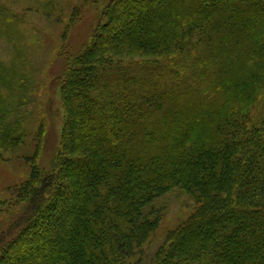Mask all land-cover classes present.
Here are the masks:
<instances>
[{"label":"trees","instance_id":"trees-1","mask_svg":"<svg viewBox=\"0 0 264 264\" xmlns=\"http://www.w3.org/2000/svg\"><path fill=\"white\" fill-rule=\"evenodd\" d=\"M83 1L64 44L85 5L101 15L82 52L62 51L49 172L46 120L26 121L24 75L0 62V163L29 166L0 200L21 208L0 264H142L147 209L175 189L196 209L152 264H264V0ZM43 5L60 18V0ZM14 19L0 4V24Z\"/></svg>","mask_w":264,"mask_h":264},{"label":"rangeland","instance_id":"rangeland-1","mask_svg":"<svg viewBox=\"0 0 264 264\" xmlns=\"http://www.w3.org/2000/svg\"><path fill=\"white\" fill-rule=\"evenodd\" d=\"M44 3L45 0H0V4L15 18L0 24V62L7 66L18 63V69L24 75V95L19 94L17 101H24L25 110L31 113L26 121H38L40 117L46 120L39 163L42 170L49 172L58 152L64 121L60 83L66 70V57L62 51L71 56L82 52L90 43L101 8L99 5H85L82 16L71 25L64 44L62 37L71 22L73 7L84 4V1L60 0V6H54L52 12L60 18L45 14L40 8H43ZM7 100L14 101L15 98L10 94ZM28 175L29 166L21 159L0 163V200L9 199L7 188L21 184ZM195 209L194 198L181 189H175L157 199L147 209L149 218L159 219V225L144 245L142 264L154 263L168 234L187 220ZM20 215V207L3 209L0 212V233H7Z\"/></svg>","mask_w":264,"mask_h":264}]
</instances>
